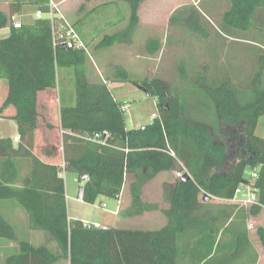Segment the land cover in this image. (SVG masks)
<instances>
[{"label": "trees", "instance_id": "1", "mask_svg": "<svg viewBox=\"0 0 264 264\" xmlns=\"http://www.w3.org/2000/svg\"><path fill=\"white\" fill-rule=\"evenodd\" d=\"M124 1L130 6L129 23L108 36L105 44L128 40L138 22L142 0ZM227 1L229 7L218 24L205 0L198 6L181 5L170 16L169 26L185 27L178 28L180 33L172 30L176 35L166 40L172 48L168 59L180 58L174 65L180 86L159 75L132 79L119 70L122 81L146 91L157 107L150 122L130 129L122 103L108 86L110 80H87L86 50L54 44L47 16L15 28L11 17L9 20L0 11V27L10 24L9 35L0 38V80L6 86L0 117L15 120L19 134L16 143L9 136L0 137V202L17 203L25 211L30 229L44 232L57 245L54 252L45 245L20 240L18 251L7 256V264H52L62 258L69 264L256 262L243 207L234 211L232 205L208 202L210 196L232 199L239 185L250 182L254 170L258 202L250 211L257 214L264 206V137L256 134L259 118L264 116V56H260L259 66L250 67L245 83L232 81L241 68L229 66L227 61L215 68L206 62L194 63L198 49L209 50L211 45L219 47L220 56H228L229 37L241 38V34L229 33L227 27L252 30L251 38L257 39L264 0ZM16 4L17 10L12 7L11 13L22 2ZM38 8L46 12L48 4ZM212 29H217V38L210 45L205 42ZM251 45L256 48L252 53H264L263 48ZM66 66L74 70V101L59 106L61 149L64 170L78 175V198L90 204L99 197L118 200L129 180L130 202L119 213L139 216L158 208L143 200V185L160 172L182 171L188 177H175L163 192L168 204L161 209L165 225L154 229L101 227L68 217L61 167L42 161L38 157L42 148L34 152L38 92L56 89V70ZM8 107L10 112L3 115ZM96 133L98 139L85 137ZM83 175L88 178L81 184ZM258 233L264 246V233L261 229ZM0 238L16 239L15 229L1 209Z\"/></svg>", "mask_w": 264, "mask_h": 264}, {"label": "crops", "instance_id": "2", "mask_svg": "<svg viewBox=\"0 0 264 264\" xmlns=\"http://www.w3.org/2000/svg\"><path fill=\"white\" fill-rule=\"evenodd\" d=\"M19 1L22 2V5L19 7V10L13 11V13H11L12 7L15 8V10H17L18 8L16 4L17 0H0V11L5 13L8 16L9 20L10 17H12L13 20L19 21L22 24H30L36 19L35 11L38 9V6L40 4H48L49 1H52L54 4H56V7L59 10V14L62 15L67 21L72 23L75 30L77 31L76 22H81L83 17L86 14H88L90 10L105 4H109L111 2H122L124 0H19ZM201 2H204V0H142L139 3L137 10L138 22L133 29L131 37L128 40L112 41L109 44H105L107 37L125 29L129 23L130 16L125 17V19H123V22H121L120 25H118L115 21H112L110 18L111 16L109 17L106 13H103L101 15L99 14L97 25L96 27H94L95 29L98 28L99 36L96 37L95 39H92L91 43L94 45L93 54L95 53L97 55L98 61L101 62V64L97 63L98 61L96 62V59L92 60L93 58L91 54H88V50L90 48L89 43L86 41V38H84L83 32L77 31L80 39L84 42L86 46V51L88 54L85 63L87 80L90 82L105 80L102 78L96 79L94 72L98 71L99 73L101 71L102 66H106V68L108 66L110 70V74L112 76V79L111 81H109L108 86L113 93L112 88H119L123 86L125 83H127L120 79V74L117 73V67L118 66L122 67V69H124L128 73V69H127L128 65H126L128 63H124V62L126 60L125 57H127L129 52H130L129 58L132 61L129 64H134V68L133 66H131L132 69L136 70L139 73V75H143L141 79H150L156 76V74H160L161 73L160 70L159 72L158 71L156 72L155 61L158 60L159 58L161 59V52L163 49H165L164 43L162 41V36L164 33L159 30L160 32H158L157 35V31L155 30V28L161 25L163 26L164 25L167 26L168 24L170 25V16L174 12V9L178 6L177 4L191 3L194 4L195 6H198V4ZM204 4L210 7L211 12L215 16V19L217 20L216 24H218V22L221 23L222 21L221 15L229 7L228 1L205 0ZM173 7L174 9H172ZM260 10H261L260 15L258 16L260 20V25L257 32V39L251 38L252 32L254 33V31L252 30L247 31V29L244 28L232 30L231 27L226 26L227 30H230L229 33L241 34L240 36L241 38L229 37L230 44L231 43L232 44L230 46L231 50L228 53V56H223V55L220 56L219 47L217 46L211 45L209 50L207 49L202 50V48L200 50L199 48L197 52L198 54L195 53L194 55L195 65H202L205 64L204 62H206V64H209V66L215 68L221 65V62L227 61L229 66L241 68V73L239 72V76L235 77V75H233L231 77L232 81L237 83L241 81V83H245L250 75V71H249L250 67L259 66L260 56L262 55L264 56V53L261 50L259 51L258 54L252 53V51L255 52L256 48H254L255 45H251V44H256L264 49V37H263L264 8ZM211 24L213 26H216L215 23H213L212 21ZM210 31L211 34L216 32L217 29L216 31H212V30ZM9 32H10L9 23L5 27H0V38H4L8 36ZM216 35L217 34H215V36ZM157 42L159 43L158 48L156 46ZM171 49L172 48H170V50ZM131 50H134L135 53L133 54ZM99 51L111 52V54L109 53L103 55V54H99ZM157 52H159L160 55L157 54ZM110 55L111 58L110 60H108V57ZM168 56L163 55V60L161 65L163 68H165L164 66H166L165 61L168 60ZM170 58H172V56ZM89 61H90V65L93 66L94 71L90 68L91 66L89 67L88 64ZM63 68H71V67L66 66V67L57 68L56 74H57L58 87L56 89L53 90L46 89L38 92L37 107H38L39 116L37 122V132H36L35 148H34V152L37 153L39 147H42L43 149L42 152L39 153V156L37 155L42 161L46 163H55L60 167L64 165V161L62 158V149H61L59 106L62 102L65 104H72L74 101L73 89L69 92V94H66V92H62V90L59 89L61 82H64L67 75V71L63 70ZM214 78L217 79V77ZM2 89H3V93L2 96H0V106L5 98V93H6V86L4 83H2ZM122 105L124 111L126 112L128 108L127 104L122 103ZM9 112H10V107H8L4 111L3 115L8 114ZM155 115L156 114H154L152 118ZM132 119L134 121L133 128L142 126L147 123V121H143V120L135 122V118ZM14 127L15 128L13 134L7 135L11 137L13 140L14 137L19 136L17 131V125L15 124ZM50 132L54 133L56 136L54 142L50 141L49 138L47 137V134ZM43 133H45L46 135L44 136ZM0 137H4V136H0ZM40 138H41V142H40ZM45 146L47 148H43ZM62 171L60 170V175ZM164 173H168V172H160L155 176L157 175L160 176L163 175ZM128 184H129V180L126 182V185H124L123 191L121 192L120 198L118 200L109 199L106 197L98 198V202L100 205H102L103 208L107 206V203L104 200V198L111 203L112 207L111 209H108V211L113 215V218L104 219L102 220V222H100L99 225L94 224L95 226L129 228V227L119 226L117 224H112L114 222L117 223L119 219L127 218V216L121 215L119 212L122 211V209H124L130 202ZM144 185L142 187V198H143ZM159 187H160V191L162 192L161 194L162 202L165 203L163 198V192L164 189H166L168 186H163V184H161ZM65 196H66L68 217L76 218L69 215L68 196L66 192H65ZM212 198L215 199V201L214 202L208 201L210 204L232 205L234 207V211L240 209L234 203L233 198L222 199L214 196H212ZM76 199L77 201H79V203L82 202L86 203L81 199H79L78 195ZM143 200L145 199L143 198ZM145 201L150 203H156L158 205V208L152 211L157 213L160 212L162 215L163 213L161 212V209L168 207L167 203L165 207H161L158 201H154V200H145ZM202 201L203 199H201V194H200V202ZM263 208L264 206L261 207V209ZM0 209L4 213V216L11 223V225L14 227L16 232V239L13 241L0 238V264H7L6 263L7 256L18 251V242L20 240H26L34 246L45 245L48 248H50L52 251L54 252L57 251V245L49 236H47L42 231H35L30 229L28 225L27 215L25 211L22 210L21 207L17 205V203L11 200L2 201L0 202ZM246 209L250 210V208H245V210ZM83 222L86 223L85 221ZM165 223H166V218L163 215V220H161L158 225L148 227L147 229L159 228L165 225ZM88 224H92V223L89 222ZM131 228H145V227H131ZM260 262H261V256L257 252V260L254 264H260ZM52 264H69V261L68 259L62 258Z\"/></svg>", "mask_w": 264, "mask_h": 264}, {"label": "rangeland", "instance_id": "3", "mask_svg": "<svg viewBox=\"0 0 264 264\" xmlns=\"http://www.w3.org/2000/svg\"><path fill=\"white\" fill-rule=\"evenodd\" d=\"M186 4H191V3H180L177 4L178 7L181 5H186ZM24 5V3H23ZM175 8V9H176ZM174 9V7L172 8ZM174 9V10H175ZM59 13V10H58ZM106 13L112 21H115L118 25H120L121 22H123V19L125 17L130 16V6L127 1H122V2H111L109 4H105L102 6H99L95 9H92L89 11L88 14H86L81 22H76V28L77 31L83 32L84 38H86V41L89 43V50L88 54H91L92 60L96 59V62L98 61L97 55L94 53L93 54V49L94 45L91 43L92 39H95L96 37L99 36V30L98 28L95 29L99 14ZM181 27L183 28L184 26L182 25H177V26H169V24L166 25H161L157 26L155 30L158 32L162 31L164 34L162 36V41L164 43L165 49L162 50L161 52V59L159 58L158 60L155 61V67H156V72L160 70L159 75L161 77H164L167 79V82H171L172 84L176 86H180L181 82H179V77L177 76V65L174 66L179 62V59H173L170 58L165 61L166 66L163 68L162 65V60H163V55L168 56L170 51V45H168L166 42L168 36L176 35L173 34L174 31L180 33L178 28ZM185 29V27H184ZM160 30V31H159ZM174 30V31H172ZM214 31V29H212ZM211 32V31H210ZM183 35L186 33L182 31ZM216 32L211 33L209 36L207 42L205 43H210L214 39ZM166 35V36H165ZM161 36V35H160ZM178 38V37H177ZM215 38H217L215 36ZM176 40V38H175ZM218 41V40H217ZM195 43V42H192ZM195 47V46H194ZM131 52L134 54V50H131ZM206 52V51H205ZM208 52V51H207ZM111 54V52H101L99 51V54ZM159 54V52H157ZM160 55V54H159ZM130 52L128 53L127 57H125V62L128 63L127 69H128V74L132 79L140 80L143 75H139V73L132 69L131 66L134 68V64H129L132 62L130 60ZM111 55L108 57V60H110ZM134 60V59H133ZM184 60V59H183ZM188 64L193 65L192 62H188ZM100 63L101 62H97ZM89 67L94 71V68L92 65H90V61L88 62ZM168 64V65H167ZM122 67H117V73H119V70H121ZM63 70L67 71L66 78L64 82H61L59 89L63 90V92H66V94H69V92L73 89V83H74V70L73 68H63ZM124 70V69H123ZM176 71V75H174V72ZM96 79H109L111 81L112 76L110 74V70L107 66H102L101 71L98 73V71L94 72ZM164 74V76H163ZM89 75V74H88ZM0 96H2L3 89H2V83L5 84L3 80H0ZM58 85V84H57ZM113 93L115 95V98L124 104H127L128 108L127 111L125 112V117H126V125L128 128H133L134 126V121L132 118H135L136 121H147L150 122L152 120V116L154 114L157 115V107H156V102L153 97L148 96L144 90H142L140 87H135V85L131 84L130 82L125 83L123 86L119 88H112ZM16 122L15 120H12V118L8 117H2L0 118V136H7V135H12L14 131V126ZM256 134L259 136H264V116H261L256 128ZM45 136L46 134L43 133ZM47 137L49 138L50 141H55L56 136L54 133L50 132L47 134ZM41 142V138H40ZM15 143V141H14ZM236 144V143H235ZM46 147V146H45ZM42 148V147H39ZM237 148L235 145L233 150ZM235 160L232 162L234 163ZM175 173L174 172H168L164 173L163 175L160 176H154L150 180L146 182L143 188V198L145 200H154L158 201L161 207H165L167 202L163 203L162 202V192L160 191V185L163 184V186H171L174 178H175ZM61 176L64 179L65 183V192L68 196V212L69 215L72 217L80 218L86 223L91 222L92 224H100L102 220L104 219H111L113 218V215L108 211V209H111V203L107 201L105 198L104 200L107 203V206L105 208L102 207V205L99 204L98 200L94 204H89V203H79L77 201L76 197L78 194V175L75 171L72 170H63L61 172ZM203 196L201 195V199ZM208 201H215V199L212 198V196L209 197ZM123 208V207H122ZM241 209V208H240ZM238 211V210H237ZM244 222L247 230V237L249 239L250 244L253 246L256 252H258L261 256V262L260 264H264V246L261 241L260 235L258 233V230L261 229L262 232L264 233V208L261 209L257 214H252L249 209L244 208ZM163 220V215L160 212H144L139 216L135 217H130L127 216V218L119 219L117 223H112V224H117L119 226L123 227H151L158 225L160 221ZM249 228H248V227Z\"/></svg>", "mask_w": 264, "mask_h": 264}, {"label": "built area", "instance_id": "4", "mask_svg": "<svg viewBox=\"0 0 264 264\" xmlns=\"http://www.w3.org/2000/svg\"><path fill=\"white\" fill-rule=\"evenodd\" d=\"M47 16L50 19L51 29H52V38L54 44L59 42L69 49H84L86 50V46L84 42L80 39L77 31L75 30L72 23L67 21L62 15L58 13V8L56 4L52 1L48 2V10L46 12L41 9H37L35 11V17L41 18ZM11 22L13 27L17 28L21 25V22L13 20L11 17ZM105 134V133H104ZM88 139H98L100 137L99 133L94 134L93 136H85ZM14 141H18V137H14ZM60 170H64V165L61 166ZM175 177H180L183 175L182 171H174ZM257 176L256 171H252L249 183L239 185L233 197L234 203L238 207L250 208L252 205L257 204L258 195L255 186L253 185V180ZM87 175L82 176L81 184L86 180Z\"/></svg>", "mask_w": 264, "mask_h": 264}, {"label": "water", "instance_id": "5", "mask_svg": "<svg viewBox=\"0 0 264 264\" xmlns=\"http://www.w3.org/2000/svg\"><path fill=\"white\" fill-rule=\"evenodd\" d=\"M145 93L147 94V92H146V91H145ZM183 177L187 178V177H188V175H187V174H184V175H183ZM79 196H80V194H79Z\"/></svg>", "mask_w": 264, "mask_h": 264}]
</instances>
